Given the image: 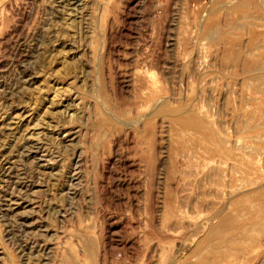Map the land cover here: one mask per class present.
<instances>
[{
    "label": "rangeland",
    "instance_id": "374dc122",
    "mask_svg": "<svg viewBox=\"0 0 264 264\" xmlns=\"http://www.w3.org/2000/svg\"><path fill=\"white\" fill-rule=\"evenodd\" d=\"M260 187L264 0H0V264H264Z\"/></svg>",
    "mask_w": 264,
    "mask_h": 264
},
{
    "label": "bare ground",
    "instance_id": "6f19581e",
    "mask_svg": "<svg viewBox=\"0 0 264 264\" xmlns=\"http://www.w3.org/2000/svg\"><path fill=\"white\" fill-rule=\"evenodd\" d=\"M238 167L243 180L256 175L260 178L258 171L246 167L244 162L241 161ZM224 214L223 211L218 215L222 218L208 237L217 241V258L221 261L247 259L256 251H261L259 254L264 256V189H255L249 196L238 200L228 215ZM202 228H209V224L204 223Z\"/></svg>",
    "mask_w": 264,
    "mask_h": 264
}]
</instances>
